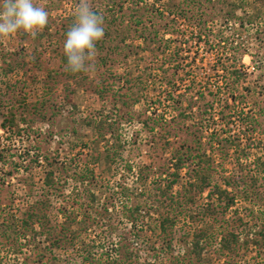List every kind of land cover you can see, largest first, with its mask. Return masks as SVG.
Instances as JSON below:
<instances>
[{"label":"rangeland","instance_id":"rangeland-1","mask_svg":"<svg viewBox=\"0 0 264 264\" xmlns=\"http://www.w3.org/2000/svg\"><path fill=\"white\" fill-rule=\"evenodd\" d=\"M106 1L89 0L94 11L100 10L103 29L112 19L109 12L104 11ZM123 2V9L119 11L118 6L114 9L118 17L127 14L128 21L124 25L132 16L135 18L134 8H141L137 14L143 15L146 3L151 8L153 4L154 8L164 9L167 17L155 20L145 12L143 25L147 26V35L154 22L161 33L159 37L170 40V46L165 47L159 38L152 40L153 35L142 42L136 39L135 29L124 42L123 35L115 33L119 27L116 23L111 28L112 35H103L105 45L95 47L87 69L71 73L62 59L66 34L63 27L75 19L79 0H34L49 13L47 24L51 32L45 33L46 25L31 33L19 31L0 38V212L19 218L20 208L25 206L22 199L29 188L38 194L43 190L46 170H57L56 167L66 187L62 195L51 198L53 206L71 210L79 203L87 204L84 196H77L79 202L73 201L74 194L85 186L71 175H67L68 178L62 175L61 170L66 166L70 173L78 174L93 168L104 183V193L95 208L100 212L104 210L103 204H108L114 214L113 223L118 226L112 235L114 241L107 238L111 235L107 221L99 220V226L92 227V233L105 236L111 242L99 244L98 254L108 249L114 254L117 233L133 237L130 230L134 229L127 226L129 222L123 213L126 212L124 199L117 191L120 190L117 184L131 185L135 177L125 166L126 161L136 170L149 166L151 193L147 202L152 209L151 204L166 198L157 189L160 183L157 174L162 177V186L166 185L167 180L172 179L168 172L175 171L172 164L176 159L172 158L184 152L185 147H200L199 151H192L193 154L203 151L209 154L215 149L221 154L219 148L225 143L224 138L240 135L242 144L238 152L244 164L264 154V0ZM170 3L189 8L188 17H179L172 7L174 12L168 11L166 7L170 8ZM226 67L228 71L224 70ZM232 70L238 73L232 74ZM191 100L193 109L190 111ZM12 116L14 124L9 121ZM90 116L107 118L113 124L110 131L120 136L124 145L119 147L121 157L110 166L94 161L99 159V147L108 143H94L96 133L82 121ZM3 122L9 129H3ZM73 129L78 131L77 135L72 134ZM227 131L229 133L223 135ZM111 137L109 134L107 139ZM243 148L248 155H242ZM220 154L216 159L222 161ZM231 154L235 162L234 152ZM36 155L40 156L39 162L34 159ZM45 158L55 163L54 166L49 167ZM11 162L18 163L20 171L10 173ZM186 172L187 168L182 171L184 178L188 176ZM214 179L213 184L219 177L215 175ZM24 180H27L25 185ZM182 184H176L171 193L185 192L186 185ZM100 185L96 188L98 194ZM129 202L138 201L132 198ZM198 206L193 205V210ZM232 211L226 217L231 216ZM156 218L155 211L150 221L156 223ZM75 228L77 225H73ZM189 230L184 220L176 226L173 242L176 252L184 250L181 238ZM39 239L42 245L32 248L23 245L21 239L17 243L13 239L20 250L16 252L14 248L8 251L10 240L0 236V264H79L82 261L78 242L68 243L59 251L54 246L47 249L50 241H44V237ZM147 239L133 243L136 251L140 250L138 264L148 263V253L144 251Z\"/></svg>","mask_w":264,"mask_h":264},{"label":"trees","instance_id":"trees-1","mask_svg":"<svg viewBox=\"0 0 264 264\" xmlns=\"http://www.w3.org/2000/svg\"><path fill=\"white\" fill-rule=\"evenodd\" d=\"M123 5V0H107L105 2L106 9L104 11H108L112 17L104 29L106 36L114 33L111 28H114L117 23L119 27L115 33L120 36L123 35L124 42L127 37H131L132 31L135 29L136 39H140L142 42H147L149 37L153 35L152 40L155 41L159 38L160 43H163L165 47L170 46V40H164V36L159 37L161 33L154 22L147 35L145 34L147 26L143 25L145 12L152 15V20L154 18H166L164 9L154 8L153 4H151V8L150 4L146 3L143 7V15L137 14L141 8H134L137 12L135 18L132 19V16L130 21L124 25L128 21L125 19L127 14H124L123 18L118 17V11L114 9L118 6L120 11L123 9ZM135 5H138L137 2ZM171 7L179 17H188L189 8H181L176 4L172 6L171 3L170 8L169 6L166 8L168 11L170 9L171 12H174ZM95 12L99 14L100 10ZM73 23L74 19L69 25L63 27L64 33L70 29ZM142 25L143 27L139 30L138 27ZM45 28L47 31L45 33L51 32L50 25L47 24ZM104 45L105 39H101L96 42L95 47H103ZM62 59L66 63L64 54ZM170 59L171 61L175 60L174 56ZM224 70L228 71L229 69L226 67ZM237 73V70H232V74ZM169 97L173 99L171 95ZM189 104L188 107L191 111L193 109L192 100ZM212 107L213 105L206 108L205 111L211 110ZM185 115L188 114H182V116ZM9 121L14 124V117L12 116ZM82 121L86 127L91 128L96 133L94 143L101 144L103 141L108 143L107 146L99 147L101 152L99 159L93 160L103 161L108 166L116 162V159L121 157L119 147H124V145L120 142V136H114L115 132L110 131L113 124L102 116L94 119L91 116L85 117ZM1 126L3 129H9L6 128L5 122ZM225 133H229V131L223 132V135ZM72 134L77 135L78 131L73 129ZM109 134L114 140L107 139ZM240 140V135H236L234 138L231 135L227 136L226 139L224 138L225 143L221 144L222 147L219 148L221 154L216 153V149L209 154L206 151L193 154L192 151H199L200 147L192 149L185 147L184 152H179L177 156L175 155L176 157L172 158L173 160L176 159L172 164L175 171L168 172L172 179L167 180L166 185L162 186V177L157 174L156 179L160 180L157 189L166 198L156 202L157 204H151L154 205L152 209L149 208L147 202V196L151 193L149 190L150 180L147 175L149 166H140L136 170L134 165L126 161L125 166L135 177L132 179L131 185L117 184V187L120 186V190L117 191L124 199L122 203L126 212L123 213L129 222L127 226L134 230H130V233H133L132 238L127 237L124 232L117 233L118 242L114 243L116 246L113 247L115 249L114 254L109 249L99 254L97 252L99 244L103 246L105 243H111L106 240L107 238L114 241L112 235L114 231L117 232L118 226L113 223L114 214L109 211L108 204L104 203V210H100V212L95 208L98 199L104 193V183L98 178L93 168L78 174L76 172L70 173L69 167L66 166L61 170L62 175H66V177L71 175L77 183L85 186L82 191L74 194L73 201L79 202L76 200L77 196L79 198L84 196L88 199L87 204L79 203L78 206H72L71 210L65 206L59 208L53 206L51 198L62 195L66 185L64 184L65 180H60L61 176L56 173L60 170L58 167H56L57 170L54 168L46 170L43 190L37 194L32 188H29L24 199H22L25 200V206L20 208L21 215L19 218H16L15 214L0 212V236L6 241L10 240L11 247H8L7 250L10 251L11 248H14L13 250L16 252H20L15 244L18 239L23 240V245L32 248L33 246L40 247L42 240L39 237H44V241L51 243L47 249L54 246L59 251L68 243L78 242L79 248L77 249H82L79 252V255H82V261L79 264H138L137 259H139L140 250L136 251L133 243H138L142 238H148L145 241L147 243L146 249H144L148 253L147 264H264V154L252 162L244 164L238 152L242 144ZM111 142L112 144L109 145ZM231 151L236 157L235 162L231 158ZM241 152L242 155H248L244 148ZM219 154L223 159L222 161L219 158L216 159ZM34 159L39 162L40 156L36 155ZM45 159L49 167L54 166L55 163L48 158ZM35 160L33 161L35 162ZM228 161H230L229 166H227ZM11 164L13 170H9L10 173L20 171L18 163L11 162ZM186 168L188 176L184 178L182 171ZM150 171H152V166H150ZM155 174L156 171H154ZM215 175L219 179L213 184ZM181 181L186 185L185 192L171 193L176 184H182ZM26 182L27 180H24L23 184L25 185ZM99 184H101L99 186L101 189L98 190V194L96 188ZM132 198L138 202L136 204L130 203L129 200ZM195 204L200 206L193 210ZM231 209H233L231 216L226 217ZM155 211L158 218L155 220L156 223H152L150 220L153 219ZM81 216L84 217L81 218ZM99 220L107 221L106 225L111 229L109 237L92 233V227L96 229L99 226ZM182 220L189 224L190 230L181 238L184 250L178 253L173 243L174 231L176 226L182 223ZM73 225H77V228L73 229ZM84 234L87 237H84ZM104 259L105 261H103Z\"/></svg>","mask_w":264,"mask_h":264},{"label":"clouds","instance_id":"clouds-1","mask_svg":"<svg viewBox=\"0 0 264 264\" xmlns=\"http://www.w3.org/2000/svg\"><path fill=\"white\" fill-rule=\"evenodd\" d=\"M74 17L73 25L65 34L63 51L66 70L78 73L87 69L104 29L103 18L92 9L89 0H79ZM48 18L49 13L34 0H0V38L41 29L47 25Z\"/></svg>","mask_w":264,"mask_h":264}]
</instances>
